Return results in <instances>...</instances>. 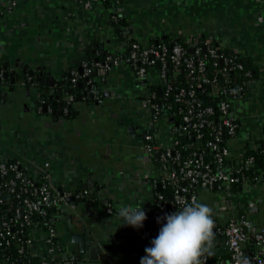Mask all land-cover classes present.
Segmentation results:
<instances>
[{
  "label": "crops",
  "instance_id": "obj_1",
  "mask_svg": "<svg viewBox=\"0 0 264 264\" xmlns=\"http://www.w3.org/2000/svg\"><path fill=\"white\" fill-rule=\"evenodd\" d=\"M86 1L0 0V78L4 82L5 71L18 73L13 89L0 86V157L44 172L49 185L59 196L64 194L57 223L64 257H75V264H137L145 256L143 230L123 224L118 210L131 206L145 211L155 202L150 179L161 170L143 149L141 135L162 124L143 108L156 74L139 80L128 63L98 69L100 101L73 100L67 94L70 113L60 115L53 114L49 104L41 106L39 91L49 93L51 87L36 85L28 71L36 75L39 67L54 78L55 86L64 72L72 74L86 58L102 61L126 50L128 37L148 45L158 35L186 39L200 34L249 63L256 78L245 93L244 106L261 102L262 116L264 27L256 19L253 0H91L90 7ZM118 16L129 23L121 35L114 32ZM94 42L102 48H93ZM24 68L27 75L22 74ZM250 93L253 99L248 102ZM130 126L135 132L129 133ZM167 136L156 134L160 141ZM242 144L233 141L231 146L240 149ZM146 174L148 181L142 177ZM88 180L97 199L93 206L84 209V202L74 206L64 199L66 194L81 198L74 196L80 190L92 201L84 188ZM198 198L212 209L213 219L243 213L264 226L263 183L233 191L230 202L215 188L200 189ZM35 234L32 250L42 255L44 233ZM213 252L215 261L228 260L222 242H214Z\"/></svg>",
  "mask_w": 264,
  "mask_h": 264
},
{
  "label": "built area",
  "instance_id": "obj_2",
  "mask_svg": "<svg viewBox=\"0 0 264 264\" xmlns=\"http://www.w3.org/2000/svg\"><path fill=\"white\" fill-rule=\"evenodd\" d=\"M253 1L256 19L264 27V0ZM86 3L91 6V0H87ZM200 37V34H196L185 39L191 49L189 55L186 47L178 42L168 46L166 43L142 45L132 41L126 50L115 56H105L102 61L89 59L83 62L80 65L81 72L78 69L73 71L70 78L72 84L86 79L88 92L96 101H100L101 91L89 77L95 69L109 70L120 63H128L134 76L139 80L146 79L151 73L156 74L157 83L150 84L154 88L143 97V108L161 120L162 124L159 127L153 125L149 131L143 133V149L150 157H153L155 151H159L157 164L161 173L157 178L150 179L151 185L153 188L159 186L160 189L170 185L172 193L171 201L167 202L162 193L155 191L159 206L147 214L152 220L153 228L150 232L143 233V239L150 243L166 224L164 219L166 214L178 211L183 204H191L193 200L199 203V191L191 190L192 186H198L199 190L215 188L226 201L230 202L232 187L236 183H241V190L253 183L264 184L263 168L256 174L254 181L246 177V172L253 166L255 155H260L259 148L264 145L262 129L264 114L259 117L252 109H248L249 112L244 110V100L247 97L245 93L253 84L256 74L245 68L243 58H240L237 52L230 51L231 54L228 55L213 38L205 36L201 44ZM231 71H240L242 76V80L234 85L229 84L228 73ZM204 96L221 97L213 105L205 103ZM68 102L67 100L66 107L62 108L63 113L68 112ZM174 122L178 123L177 127ZM177 129L193 136L201 150H194L190 156L183 158L173 148L178 141L174 139L172 131ZM206 131L212 138L202 141L201 138ZM163 132L168 135V139L157 140L156 134ZM223 136H228L226 142L229 144H223ZM229 141L243 144L240 149L233 147L232 150ZM246 145L254 150V154L245 156ZM205 149L213 153L215 168L205 162L203 156ZM231 155L234 158L232 164L224 166L225 159ZM171 164L174 166L173 169ZM262 165L264 166V156ZM9 172L12 173L11 176L2 184L6 194L4 198L0 196V205L9 196L17 201L12 219L18 221L19 226L27 224L33 212L46 216L45 208L57 206L62 202L63 196H59L49 185L44 172L28 169L17 159L9 161L0 157V177L6 176ZM142 177L146 181L149 180L147 174ZM79 194L74 196L78 197ZM214 223V233L222 236L220 242L227 251L228 260L211 261L210 257H207L206 264H236L240 253L249 257L251 264H264L263 225L254 222L243 213L233 212L224 221L214 219ZM13 227L0 216V240H4L6 245L11 242L8 238L21 243L25 241L28 248L33 251L35 232L39 231V228L32 229L30 235L22 240L19 234L21 231L14 230ZM41 232L44 233L41 264H48V260L54 258L53 237L57 236V231L52 225H48ZM18 252H23L22 246ZM75 260L73 256L64 257L63 261L53 264H75Z\"/></svg>",
  "mask_w": 264,
  "mask_h": 264
},
{
  "label": "trees",
  "instance_id": "obj_3",
  "mask_svg": "<svg viewBox=\"0 0 264 264\" xmlns=\"http://www.w3.org/2000/svg\"><path fill=\"white\" fill-rule=\"evenodd\" d=\"M113 24H114V29H115V32L117 35H121L125 31H128V29H129V23L126 20H124V18L119 17V16L117 17V19L115 20V22ZM128 34H129V32H128ZM204 37H205V35H201V37H200L201 38V40H200L201 44H203L202 40H204ZM126 40L128 41V44H130L132 41H136L134 39H130L129 37ZM156 41L159 44L160 43H166L168 46L174 42L181 43L182 45H184L186 47L187 54L189 55L191 53V51L189 49V45L185 41V38L182 36H176V37L166 36V38H164L163 35H158L157 37H155L154 39L151 40L150 44H156ZM214 42L218 46H220L228 55L231 54L230 50H228L226 47H222L219 42H217L216 40H214ZM240 58H243V57L240 56ZM243 63H244L245 68L252 71L249 63L246 62V60L244 58H243ZM210 65H211V61H210ZM96 74H97V69L93 70V72L89 76L95 84L97 83V79L95 78ZM228 75H229V84L230 85H234V84H236L242 80V76H241L240 71H231L228 73ZM251 75H252V72H251ZM79 84L81 86H79ZM87 87H88V85L86 83V79H84V78L75 84H72L70 82V85L68 86V89H67L69 92H67V94L70 95L71 99H73V100L96 102V99L94 97H92L91 94L88 92ZM152 88H154V87L152 86ZM220 97H212V96L205 97L204 96L203 98H204L205 103H211L214 105V104H216V102L218 101V99ZM69 113H70V111L68 109L67 114H69ZM262 129L264 132V122H262ZM173 131H172L173 137H174V139H177V141H178V143L175 144L173 146V148L176 151H178L183 158L190 156V154L194 150H197V151L201 150V148L198 147L197 144L195 143V139L193 136H189V135H187L183 132H180V131H176V132L175 131L173 132ZM211 138H212V136L209 135V133L206 131V132H204V135L202 136L201 140L204 141V140L211 139ZM227 139H228V136H223V144L224 143L229 144L228 142H226ZM230 147L233 150V147L231 146V144H230ZM259 150L261 151L260 155H257V154L255 155L253 166L250 167L249 170L246 172V177L249 178L250 180H253V181L255 180L254 178H255L256 174H258L259 170L262 168L264 169V166L262 165V160H263V156H264V145H262L259 148ZM249 154H254V150L249 145H246L245 156L249 155ZM203 156H204L205 162L209 163L212 168L216 167V162L214 160L213 153L211 151L205 149ZM230 157L225 159L224 166H228V165L232 164V161L234 160V158L232 155ZM153 158L156 162L158 161V159H157L158 157H153ZM14 160L15 159H9V161H14ZM171 168L173 169L174 166L172 165ZM11 174L12 173L9 172L6 176L0 177V196L2 198H4L5 194H6V191L3 188L2 184L6 181V179H8L11 176ZM151 183H152V180H151ZM181 183H183V182L181 181ZM241 188H242V186H241V183L239 182V183H236L232 187V190L233 191H236L237 189L241 190ZM190 189L191 190H197V192L199 191L198 186H192ZM154 191H158L157 187H154ZM79 192H81V191L77 190L74 193L77 194ZM158 192H160L164 195L165 201H167V202L171 201L172 188L170 185H167L164 188H161L160 191H158ZM91 200L94 202H97V199L95 198V196ZM60 204L61 203H59V205ZM59 205L45 208L46 216H42L38 212H33L29 217V222L27 224H23V225L19 226L18 221L12 219L13 209H14V207L17 206V201L13 197L9 196V198L6 197V200L4 199V203L0 205V216H2L4 218V220H6L9 224H11V227L14 226L13 227L14 230H20L21 233H19V234L21 235L22 240H25L26 237H28L30 235L32 229L39 228V231H44L48 225H52L57 231V223H58V219H59V216H58L59 215ZM158 206H159V201L155 197V202H154L152 208L145 210L147 218L143 222V226L141 227V229L143 230L142 233H145V232L148 233L152 230L153 223L147 214L155 211L158 208ZM8 239L11 240L9 245H6L4 240H2V241L0 240V264H2V262H6V264H21V263L41 264L42 255H39L38 253H34L33 251H31V249H29L28 246L25 244V241H23L21 243V242H17L15 240H13L12 238H8ZM221 240H222V236L220 234L214 235V242L219 243ZM146 241H147V239L146 240L143 239V251H144L145 256H146L145 248L152 247L151 243L148 241H147V244L145 245ZM20 246L23 247L22 253L18 252ZM53 247L55 248L54 258L49 259L48 264H53L54 262L63 261V258H64V256H63L64 247H63V244L59 241L58 236L53 237ZM209 257H210L211 261L216 260V257H214V256H209ZM137 264H140V263H137Z\"/></svg>",
  "mask_w": 264,
  "mask_h": 264
},
{
  "label": "clouds",
  "instance_id": "obj_4",
  "mask_svg": "<svg viewBox=\"0 0 264 264\" xmlns=\"http://www.w3.org/2000/svg\"><path fill=\"white\" fill-rule=\"evenodd\" d=\"M118 215L123 224L134 228L142 227L147 218L142 207L121 206ZM164 219L166 224L151 241L152 247L145 248L140 264H206L207 257L214 255L215 223L209 206L193 200ZM236 264H251V260L240 253Z\"/></svg>",
  "mask_w": 264,
  "mask_h": 264
},
{
  "label": "water",
  "instance_id": "obj_5",
  "mask_svg": "<svg viewBox=\"0 0 264 264\" xmlns=\"http://www.w3.org/2000/svg\"><path fill=\"white\" fill-rule=\"evenodd\" d=\"M163 37L165 38V35H163ZM156 43H157V41H156ZM92 47L93 48H96V47L102 48V45H99V44H97V42H94L92 44ZM190 51H191V49H190ZM86 59L88 60L89 58H86ZM82 60H84V59H82ZM94 60H98V59L95 58ZM25 71L26 70L24 68V70H22V74L23 75L25 74ZM36 71L38 72L36 76H35L33 70H29L28 71L31 75H34V77L36 78V83L35 84L36 85L42 84V85L51 87L49 93H45L42 90L39 91V97H40L41 100L47 99L48 101H52L51 103H42V106L47 108V106L49 104L50 107H54L53 108V114H59V108H61L62 105H63L62 95H63V93L65 91L69 92L67 89H68V86L70 85V82H71L70 81L71 73H67V75H66L67 80L66 81L64 80V78H62L59 81H57L56 85L58 87H57V90H55L54 89V83H55L54 82V78L49 73L45 74V73H43V70L40 71L39 67H36ZM78 71L81 72V67L80 66L78 67ZM17 75H18V73H13V71H10V72L9 71L8 72L5 71V72H3L2 77H3V79H6V78L9 77L10 78V82H12V84H13L14 83V77L17 76ZM41 78H43L46 81H44L43 83H40ZM2 83H3V80H2V78H0V86H1ZM79 86H81V85L79 84ZM103 96H107V93L106 94L103 93ZM158 97H159V90H158ZM44 111H45V109H44ZM171 121H172V119H171ZM174 125H175V127H177L178 123L174 122ZM128 131H129V133L135 132V127L130 126ZM176 131H178V129L175 130V132ZM158 153H159V151H155L153 156L154 157H158ZM87 184L88 185H84L85 189H89L90 190V192L87 193V194L88 195H92V197H94L95 194L93 192V186H94L93 182H91V180H88ZM157 190L160 191V187L159 186L157 187ZM61 196H63V193H62ZM95 198H96V196H95ZM65 200L67 202L73 203L74 206H77L78 203H80V202L81 203L84 202L85 205H86L84 207V209H87L89 205L93 206V204H94V201H90L89 199H86L85 197H83L81 199H75L72 196H67V197H65Z\"/></svg>",
  "mask_w": 264,
  "mask_h": 264
},
{
  "label": "flooded vegetation",
  "instance_id": "obj_6",
  "mask_svg": "<svg viewBox=\"0 0 264 264\" xmlns=\"http://www.w3.org/2000/svg\"><path fill=\"white\" fill-rule=\"evenodd\" d=\"M38 73V72H37ZM24 75H27L26 74V71H25V74ZM37 75V74H36ZM35 75V76H36ZM63 76L60 78V79H62V78H64V80L66 81L67 80V77H66V75H67V71L66 72H64L63 74H62ZM33 81H35V83H36V78H34L33 79ZM44 81H46V80H44L43 78H41V81H40V83H43ZM3 84L4 85H6L8 88H10V89H13V87H14V83L12 84V82H10V78L8 77V78H6V79H4V82L2 83V86H3ZM40 86V85H39ZM57 85H55L54 86V89L55 90H57ZM64 94H65V96L67 95V91H65L64 92ZM38 96H39V94H38ZM65 96H62V99H63V105H62V107L61 108H59V114L60 115H63V114H67V111L65 112V113H63L62 112V108L64 107V106H66L67 105V96L65 97ZM54 100V99H53ZM43 102L42 103H45L44 101H47L48 103H51L52 101H48V100H42ZM55 101V100H54ZM42 103H41V106H42ZM43 107V106H42ZM53 108L54 107H51V112L53 113ZM150 125V124H149ZM153 125V124H152ZM152 127V126H151ZM136 130V129H135ZM145 131H147V130H145ZM143 135V134H142ZM141 135V136H142ZM80 194H79V196L78 197H81V198H83V197H85L84 196V194H82L83 192H79ZM62 194V193H61ZM78 194V193H77ZM64 195V194H63ZM66 197H67V194L65 195ZM81 198H79V199H81ZM64 199H65V197H64Z\"/></svg>",
  "mask_w": 264,
  "mask_h": 264
},
{
  "label": "rangeland",
  "instance_id": "obj_7",
  "mask_svg": "<svg viewBox=\"0 0 264 264\" xmlns=\"http://www.w3.org/2000/svg\"><path fill=\"white\" fill-rule=\"evenodd\" d=\"M152 18H155V17H152ZM149 19V18H148ZM114 32H115V30H114ZM229 50V49H228ZM248 98H249V100H248V102H250V101H252V99H253V95L250 93L249 95H248ZM255 101V103H253V106L252 107H250L249 105H248V103H245V106H244V110L245 111H247V112H249L248 111V109H252V110H254L255 108H256V110H258L259 111V117H261V113H262V107H261V102H259L258 103V101L257 100H254ZM1 109H3L2 107H0V110ZM255 114H257V112H255ZM252 122H253V120H251ZM256 132H258V129H256L255 130Z\"/></svg>",
  "mask_w": 264,
  "mask_h": 264
}]
</instances>
